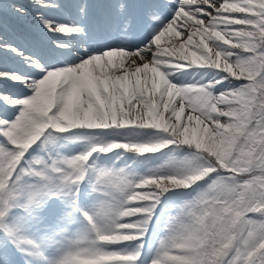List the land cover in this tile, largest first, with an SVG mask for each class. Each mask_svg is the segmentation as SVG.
I'll use <instances>...</instances> for the list:
<instances>
[{
    "label": "snow or ice",
    "instance_id": "snow-or-ice-1",
    "mask_svg": "<svg viewBox=\"0 0 264 264\" xmlns=\"http://www.w3.org/2000/svg\"><path fill=\"white\" fill-rule=\"evenodd\" d=\"M0 264H264V0H0Z\"/></svg>",
    "mask_w": 264,
    "mask_h": 264
},
{
    "label": "rangeland",
    "instance_id": "rangeland-1",
    "mask_svg": "<svg viewBox=\"0 0 264 264\" xmlns=\"http://www.w3.org/2000/svg\"><path fill=\"white\" fill-rule=\"evenodd\" d=\"M25 2H22V1H18L16 0V2L18 3H23V4H30L31 3V0H24Z\"/></svg>",
    "mask_w": 264,
    "mask_h": 264
}]
</instances>
